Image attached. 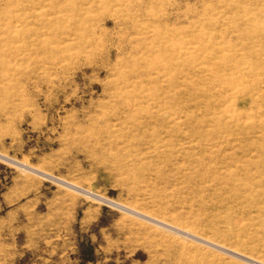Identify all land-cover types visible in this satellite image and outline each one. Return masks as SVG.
Here are the masks:
<instances>
[{"label": "rangeland", "instance_id": "rangeland-1", "mask_svg": "<svg viewBox=\"0 0 264 264\" xmlns=\"http://www.w3.org/2000/svg\"><path fill=\"white\" fill-rule=\"evenodd\" d=\"M0 264H264V0H0Z\"/></svg>", "mask_w": 264, "mask_h": 264}]
</instances>
